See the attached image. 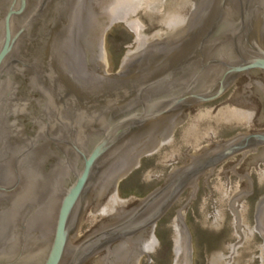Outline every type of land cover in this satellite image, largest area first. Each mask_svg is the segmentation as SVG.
Instances as JSON below:
<instances>
[{
  "label": "water",
  "instance_id": "95a60500",
  "mask_svg": "<svg viewBox=\"0 0 264 264\" xmlns=\"http://www.w3.org/2000/svg\"><path fill=\"white\" fill-rule=\"evenodd\" d=\"M119 22L132 39L115 36L128 45L106 76L103 32ZM256 71L263 81L243 88L240 76ZM23 72L41 93L56 84L83 96L66 98L62 119L48 121L65 136L16 138L8 118ZM106 92L113 97L91 103ZM192 106L177 124L170 119ZM260 147L264 0H0V261L12 240L4 231L37 203L20 225L50 221L48 245L34 253L40 264H193L194 237L203 264H264V208L257 220L254 209L264 186L249 198L222 168L196 183ZM142 155H150L149 193L132 204L118 198V175ZM49 157L53 175L44 173ZM98 215L75 241L80 221Z\"/></svg>",
  "mask_w": 264,
  "mask_h": 264
},
{
  "label": "flooded vegetation",
  "instance_id": "af4514ba",
  "mask_svg": "<svg viewBox=\"0 0 264 264\" xmlns=\"http://www.w3.org/2000/svg\"><path fill=\"white\" fill-rule=\"evenodd\" d=\"M240 77L242 78L241 81H244L245 86H243V88L245 89H251L259 81H263V75L259 71L249 72L248 74L241 75ZM56 80L57 77L53 76L51 82H56ZM15 82L17 83L13 87L14 90L12 94V99L14 100V108L12 109L8 120L11 121L12 124H14L16 138L23 139V137L28 136L26 137L28 140H32V138H39V141H49L50 138H54L55 136H60V138L61 136H65V133L59 131L57 126H49L48 121L51 120L50 124L54 123V119H56L57 114L59 115V119H62L60 115L64 112L62 108L64 107L63 105L65 103L66 98H70V101L75 98L80 99L81 101L76 100L75 102L76 104H82L83 96H78L72 92L60 90L58 89V85L56 84H52V86H49L51 90L41 93L33 89L34 87L31 84L32 78L30 77L28 72L19 73L15 77ZM96 95H94L96 96V98L93 100V102L91 101L92 104H95L96 102H102L105 99H111V97H113V93L108 92ZM250 96L252 95L250 94ZM86 97L85 99L87 100ZM252 97L254 98V96ZM85 104L90 103L85 102ZM61 105L63 107H61ZM91 107L94 106L91 105ZM193 107L194 106L184 109L179 115L172 116L170 119H172L173 123L177 124L176 122L181 118H185L186 114L189 113ZM44 108H50L52 109V112L45 111ZM36 121L39 123L38 125ZM41 123H44L42 130L39 126ZM49 149L52 150L51 152L55 154L58 153V155H62L63 153L62 149H59L56 144H52ZM54 159V157H49L48 160L45 162V174L53 175V173H55L56 166L53 164V162L55 161ZM244 165L246 167L242 169ZM256 166L264 167V147H260L257 151L249 152L245 155L238 154L230 157L229 159L225 160L220 165L215 167L212 171H207L206 173L201 175L196 180V183L202 176H205V183L207 180L210 181L209 179L213 177L216 170L218 168H222L223 172L229 173L231 176L236 178L238 186L244 185L246 188L251 189V191H249V198L252 197L253 199L255 194V187L264 186V170H259L258 173H256V171H254V168ZM233 172H236L237 174L240 173L241 176L239 175L237 177L233 174ZM54 177L56 176L54 175ZM263 198L264 194L259 196L254 203L256 220L258 219V216L261 214V211L264 208V205L262 203ZM36 204L37 203L26 204L24 206L25 210L21 211L20 215L15 219L14 222H12L11 226L4 231L7 235L9 233L11 234L12 240L10 241V243L8 244V248H6V251L4 252V254L6 255V262L0 261V263L40 264L41 257H34V253L42 251L47 247V242H49L48 237H50L52 232L50 221H48L49 223L45 229H41L40 227H34L29 231L27 229L28 220L25 221L24 219L23 220L25 222V225H20V223L22 222L21 215L25 217L27 215L33 214L35 210L38 209ZM261 230L264 231V228H262ZM257 234L259 235V233ZM29 236H33L34 238L31 239L29 238Z\"/></svg>",
  "mask_w": 264,
  "mask_h": 264
},
{
  "label": "rangeland",
  "instance_id": "374dc122",
  "mask_svg": "<svg viewBox=\"0 0 264 264\" xmlns=\"http://www.w3.org/2000/svg\"><path fill=\"white\" fill-rule=\"evenodd\" d=\"M121 34L132 39V29L121 22L103 32L106 76L117 73L118 62H124V52H118V47L128 45L127 38H115ZM146 153H150V149H146ZM137 161L133 160L125 176L118 175V179L123 180H118V198L132 196V204H136V198L149 193L150 155H142ZM81 218H85V214ZM101 221L102 215L97 219L92 217L91 222L81 220L75 241H79L82 232L93 230ZM188 244L192 247L193 264H203L195 237ZM138 264H147V257Z\"/></svg>",
  "mask_w": 264,
  "mask_h": 264
}]
</instances>
